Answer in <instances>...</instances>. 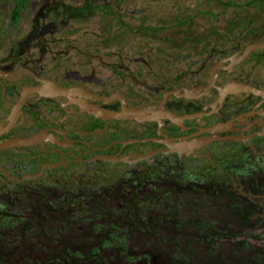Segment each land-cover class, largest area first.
<instances>
[{
	"label": "flooded vegetation",
	"instance_id": "af4514ba",
	"mask_svg": "<svg viewBox=\"0 0 264 264\" xmlns=\"http://www.w3.org/2000/svg\"><path fill=\"white\" fill-rule=\"evenodd\" d=\"M124 1L0 0V264H264V31L152 86L57 58Z\"/></svg>",
	"mask_w": 264,
	"mask_h": 264
},
{
	"label": "rangeland",
	"instance_id": "374dc122",
	"mask_svg": "<svg viewBox=\"0 0 264 264\" xmlns=\"http://www.w3.org/2000/svg\"><path fill=\"white\" fill-rule=\"evenodd\" d=\"M246 1L125 0L128 13L123 14L116 12L115 5L111 14L99 7L71 23L55 53L70 66L86 60L98 73L124 76L128 84L159 85L197 68L214 45L232 43L241 32L264 31V0L248 5ZM4 21L0 16V26H5ZM4 42L0 34V44ZM21 248L12 255L21 257ZM31 250L32 257L45 264L46 256L38 245Z\"/></svg>",
	"mask_w": 264,
	"mask_h": 264
},
{
	"label": "water",
	"instance_id": "95a60500",
	"mask_svg": "<svg viewBox=\"0 0 264 264\" xmlns=\"http://www.w3.org/2000/svg\"><path fill=\"white\" fill-rule=\"evenodd\" d=\"M251 48H264V42H258L255 43L251 46ZM173 119V117H171ZM32 139L31 138H25V139H12L6 143L0 144V146H7L9 144H16V143H20V144H25L28 142H31Z\"/></svg>",
	"mask_w": 264,
	"mask_h": 264
},
{
	"label": "trees",
	"instance_id": "16d2710c",
	"mask_svg": "<svg viewBox=\"0 0 264 264\" xmlns=\"http://www.w3.org/2000/svg\"><path fill=\"white\" fill-rule=\"evenodd\" d=\"M257 0H247L246 2H245V4H252V3H254V2H256Z\"/></svg>",
	"mask_w": 264,
	"mask_h": 264
}]
</instances>
